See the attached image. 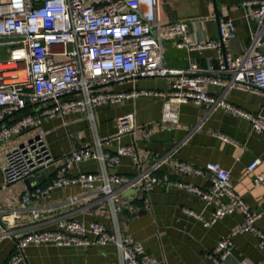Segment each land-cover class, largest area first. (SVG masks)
Returning <instances> with one entry per match:
<instances>
[{
    "label": "built area",
    "instance_id": "built-area-1",
    "mask_svg": "<svg viewBox=\"0 0 264 264\" xmlns=\"http://www.w3.org/2000/svg\"><path fill=\"white\" fill-rule=\"evenodd\" d=\"M158 0H0V47L6 46L8 57L0 60V143L11 141L26 130L37 133L21 143L11 146L5 153L2 166L3 187L16 181H38L54 159L50 155L44 131L38 129L44 119L63 117L71 113H85L92 120L94 108L140 96L156 95L145 89L106 91L104 86L126 79L169 78V92L162 103L160 120L167 125L178 123V106L183 103L205 105L209 111L217 108L244 118L250 132L264 137V0H246L252 6L251 42L241 54L231 55L224 50V42L234 37L236 27L229 19L219 21V37L207 40L194 37L185 21L169 22L165 35L175 36L177 47L186 49L215 48L217 67L202 69L191 63L187 68L165 65L161 24L156 19ZM218 86V95L208 91ZM231 89L256 93L262 97L261 108L250 112L230 103L224 95ZM27 112L13 116L22 109ZM38 129V130H37ZM134 130V115L126 113L116 120V132L110 137H95L91 146L71 149L61 156V164L54 177L45 185L36 184L21 194L20 200L29 210L31 218L39 216L34 202L51 190L69 185L82 189L97 187L107 200L113 220L121 211L120 193L114 185L135 186L145 191L162 182L155 174L165 158L153 162L134 178L107 172L118 165L120 157L128 155L134 165L139 155L134 143L119 145L115 152L103 150L121 135ZM224 140L237 144L228 136L216 133ZM96 160L97 172H79L67 175L75 163ZM260 159H253L246 169L254 173ZM173 171L191 176H206L208 189L186 182L176 185L195 193L200 199L217 205L209 217L184 211L210 226L225 215L240 210L243 220L230 233L218 240L208 253L212 264H225L231 253V237L248 232L264 246V234L255 221L264 215V204L250 209L233 188L230 173L219 163L206 162L203 166L176 160ZM260 174L254 173L253 182L259 185ZM16 209H0V241L4 237L15 239V250L5 264H18L25 257L29 245L82 246L113 244L119 264H165L146 253L140 241L123 235L115 226L113 231L96 221L59 220L54 229L37 230L18 235L2 223L14 224L19 218ZM116 222V221H115ZM254 264H264V258Z\"/></svg>",
    "mask_w": 264,
    "mask_h": 264
},
{
    "label": "crops",
    "instance_id": "crops-1",
    "mask_svg": "<svg viewBox=\"0 0 264 264\" xmlns=\"http://www.w3.org/2000/svg\"><path fill=\"white\" fill-rule=\"evenodd\" d=\"M246 0H158L156 19L161 24L163 60L174 68H187L191 63L202 69L217 67L215 48L186 49L175 45L178 38L165 35L169 22L185 21L194 37L216 40L218 25L222 19H231L236 27L234 37L224 42V50L231 55L245 52L250 45L252 6L244 5ZM264 51V45L258 48ZM169 78L126 79L103 87L106 91L135 89L151 90L152 96L126 99L119 104H105L93 109L92 120L85 113H71L63 117L44 119L38 128L44 131V138L54 162L47 167L38 181H16L3 187L2 166L6 151L13 145L33 137L35 129L26 130L6 143H0V209H16L19 218L14 224L2 225L18 235L27 232L54 229L59 220L96 221L108 231L115 226L118 231L140 241L146 253L165 264H212L208 253L218 240L227 236L232 228L243 220V214L236 210L225 215L208 227L201 220L184 209L209 217L217 200L207 203L195 193L176 185L186 182L201 189H208L210 181L206 176L177 174L173 171L176 160L195 166L206 162L219 163L229 171L235 191L241 195L250 209H259L264 204V137L250 132V124L241 117L231 115L222 108L209 111L205 105L183 103L178 106V123L167 125L161 122V109L165 95L169 92ZM208 91L218 95L221 88L210 86ZM224 97L230 103L250 112L261 108L262 97L256 93L239 89L229 90ZM27 111V108H26ZM24 110L13 118L24 114ZM132 113L134 130L121 135L103 150L115 152L119 145L134 143L139 155L134 165L128 155L120 157L118 165L108 167L107 172L119 173L134 178L158 159L165 162L158 166L155 174L162 182L151 190L135 186L114 185L120 193L121 211L113 220L107 200L94 188L82 189L79 185L55 188L46 196L36 200L34 206L39 216L31 218L29 210L21 203L24 190L36 184L45 185L59 165L61 156L73 148L91 146L95 137H110L116 132L118 117ZM37 129V130H38ZM216 133L228 136L237 144L224 140ZM260 159L254 173L262 176L259 185L253 182L254 173L246 167L253 159ZM96 160L75 163L67 175L79 172H97ZM257 229L264 234V215L255 221ZM1 228V227H0ZM231 253L225 264H254L264 258V246L259 247L257 238L248 232L231 237ZM15 239L4 237L0 241V264H5L14 253ZM18 264H119L113 244L82 246L29 245L25 257Z\"/></svg>",
    "mask_w": 264,
    "mask_h": 264
},
{
    "label": "rangeland",
    "instance_id": "rangeland-1",
    "mask_svg": "<svg viewBox=\"0 0 264 264\" xmlns=\"http://www.w3.org/2000/svg\"><path fill=\"white\" fill-rule=\"evenodd\" d=\"M8 57V51L6 46L0 47V60H4Z\"/></svg>",
    "mask_w": 264,
    "mask_h": 264
},
{
    "label": "trees",
    "instance_id": "trees-1",
    "mask_svg": "<svg viewBox=\"0 0 264 264\" xmlns=\"http://www.w3.org/2000/svg\"><path fill=\"white\" fill-rule=\"evenodd\" d=\"M23 110L25 111L24 113H26V112H27V111H26V108L22 109L21 111H23Z\"/></svg>",
    "mask_w": 264,
    "mask_h": 264
},
{
    "label": "water",
    "instance_id": "water-1",
    "mask_svg": "<svg viewBox=\"0 0 264 264\" xmlns=\"http://www.w3.org/2000/svg\"><path fill=\"white\" fill-rule=\"evenodd\" d=\"M24 181H31V179H25ZM227 261V260H226Z\"/></svg>",
    "mask_w": 264,
    "mask_h": 264
}]
</instances>
